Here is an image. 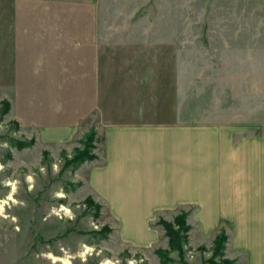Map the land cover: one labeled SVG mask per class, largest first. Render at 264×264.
Returning <instances> with one entry per match:
<instances>
[{
	"label": "rangeland",
	"instance_id": "1",
	"mask_svg": "<svg viewBox=\"0 0 264 264\" xmlns=\"http://www.w3.org/2000/svg\"><path fill=\"white\" fill-rule=\"evenodd\" d=\"M144 1L134 16L140 24L128 34L153 43L130 50L128 54L140 55L134 62L110 59L109 77L103 81L111 88L109 98L126 109L140 105L139 118L131 110L124 112L131 121L225 124L243 133H264V0ZM125 17L109 15L108 22L122 23ZM116 33L123 37V32ZM18 65L0 40V264L243 262L242 256L230 253L226 224L206 244L193 243L187 209L181 211L188 212L190 225L183 253L171 249L158 223L160 218L173 222L181 212L155 221L159 234L154 244L125 243L108 208L88 194L82 167L87 161L75 169L65 167L66 156L83 147L85 134L67 147L45 148L15 117L26 111L25 98H37L36 64H27L24 73ZM71 82L84 89L82 79ZM4 100L11 108L2 115ZM12 139H35V144L19 149ZM219 235L224 236L220 246Z\"/></svg>",
	"mask_w": 264,
	"mask_h": 264
},
{
	"label": "crops",
	"instance_id": "2",
	"mask_svg": "<svg viewBox=\"0 0 264 264\" xmlns=\"http://www.w3.org/2000/svg\"><path fill=\"white\" fill-rule=\"evenodd\" d=\"M106 1L0 0V40L11 62L20 73L36 64L37 98H25L26 111L15 117L45 148L67 147L96 129L97 158L82 164L88 194L108 208L125 243L154 244L155 221L187 209L193 243L206 244L226 224L231 255L264 264V133L131 121L124 112L139 118L143 110L109 98L107 64L134 62L140 55L128 52L153 42L128 34L140 24V0ZM109 15L126 17L109 23ZM76 79L83 90L72 86Z\"/></svg>",
	"mask_w": 264,
	"mask_h": 264
},
{
	"label": "trees",
	"instance_id": "3",
	"mask_svg": "<svg viewBox=\"0 0 264 264\" xmlns=\"http://www.w3.org/2000/svg\"><path fill=\"white\" fill-rule=\"evenodd\" d=\"M3 107L1 108L2 115L7 114L10 111L11 104L8 100H4L2 102ZM96 130L92 128L89 132H87L84 137L80 140L83 147H77L74 150V154L71 158H68L66 156V162L65 167L67 169H75L80 164H82L85 161L88 160H94L97 158V155L94 152V149L96 148L94 141L96 138ZM12 144L16 146L19 149H24L27 147H31L35 144V139L30 141H20L16 139L11 140ZM93 199L91 197L87 198L88 203H93ZM99 209V205H98ZM187 215L188 212H181L178 214L173 222L166 221L163 218H160L159 224L163 225L166 231V235L169 238V245L171 249L178 250L180 253H183V243L186 242L188 239V231L190 229V225L187 224ZM179 227V228H178ZM182 233H185L184 235H181ZM224 238L223 235H219L216 238V244L219 246L221 245V241ZM224 249L223 247L221 248ZM229 264L232 263L231 261L228 262Z\"/></svg>",
	"mask_w": 264,
	"mask_h": 264
}]
</instances>
